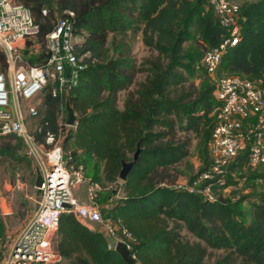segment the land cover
<instances>
[{"label": "trees", "instance_id": "trees-1", "mask_svg": "<svg viewBox=\"0 0 264 264\" xmlns=\"http://www.w3.org/2000/svg\"><path fill=\"white\" fill-rule=\"evenodd\" d=\"M18 1L30 11L37 26L34 41L42 46L57 19L73 12V32L81 41L76 51L89 53L77 85L64 99L51 97L49 87L43 91L42 126L47 122L57 132L66 102L75 112V131L65 129V116L61 120L62 147L71 163L84 169L87 161H98L103 179L118 183L121 164L131 161L140 148L135 165L117 186L122 195L111 201L115 194L110 192L103 203L97 198L109 204L101 211L102 219L136 263L204 264L207 250H213L222 252L213 264H264V190L250 202L251 221L245 224L235 220L237 204L228 202L225 194L206 202L161 186L177 182L175 166L188 158L191 135L205 136L201 154L207 161L188 179L210 164L208 145L218 105L214 85L206 79L195 84L194 64L201 65L204 48L219 46L226 30L207 0ZM237 12L241 37L222 56L219 68L223 76L260 79L264 89V0L240 1ZM138 34L143 46L158 55L140 69L122 51L124 44H115L118 38ZM198 35L204 47L197 44ZM6 69L0 52V73ZM139 73L145 77L136 83ZM122 92L126 95L119 108ZM247 153L227 166V187L233 183L229 170L245 163ZM0 157L28 161L22 141L14 135L0 137ZM253 170L254 178L264 181V166ZM182 231L194 241L185 239ZM56 236V250L66 264H126L102 233L89 230L71 213L60 215Z\"/></svg>", "mask_w": 264, "mask_h": 264}, {"label": "built area", "instance_id": "built-area-1", "mask_svg": "<svg viewBox=\"0 0 264 264\" xmlns=\"http://www.w3.org/2000/svg\"><path fill=\"white\" fill-rule=\"evenodd\" d=\"M226 37L213 49H203L201 66L208 76L217 74L221 58L241 37L238 6L231 0H207ZM46 12L43 11V14ZM73 12L58 18L43 46L34 41L37 32L30 11L18 0H0V52L7 69L0 73V137L14 135L24 147L27 158L41 177L38 203L33 213L17 230L11 245L0 249V264H62L56 250L57 228L62 213H71L89 230L102 233L111 248L120 241L115 231L104 222L101 211L109 204L97 201L98 185L83 176V167L71 163L62 147V117L57 132L47 122L41 125L43 91L50 88L53 98L64 99L77 85L89 53L79 55L80 39L74 35ZM31 44L28 45V42ZM42 48L44 52L42 53ZM35 58L40 59L37 64ZM260 79L252 82L238 75L223 76L214 82L217 103L216 123L209 142L210 164L193 179L161 184L176 191L196 195L214 202L227 189V166L248 149L246 163L251 169L264 166V89ZM65 129L75 131L64 124ZM80 184L86 185V200L72 194ZM23 183L16 179L12 192H19ZM118 198V197H117ZM69 206L68 209L63 206ZM11 214L9 198L0 196V215ZM125 233V232H124ZM127 238L129 234L125 233ZM111 240H115L112 243Z\"/></svg>", "mask_w": 264, "mask_h": 264}, {"label": "rangeland", "instance_id": "rangeland-1", "mask_svg": "<svg viewBox=\"0 0 264 264\" xmlns=\"http://www.w3.org/2000/svg\"><path fill=\"white\" fill-rule=\"evenodd\" d=\"M240 1L243 0H231V3L234 6H238ZM197 38V44L200 47H204V42L199 35ZM119 43L124 44L122 51L125 52V55H128L136 61L138 69L146 68L149 63L158 59L156 52L143 46L140 34L134 38L126 37L125 39H116L115 44L117 45ZM194 69V82L196 85H201L205 79L208 80L210 84L214 85L217 78L225 75L224 70L219 68L215 76H208L199 63L194 64ZM144 77V73L137 74L136 83L143 82ZM134 87L135 86H132L130 90ZM125 95L126 92H122L118 96L119 108H122ZM41 115H43V111ZM191 138L192 142L188 158L175 166L177 181L187 180L189 177L196 175L205 166L207 161V158L201 154L205 143V136L202 134L199 136L191 135ZM254 172L255 171L251 169L246 162H241L237 164L235 169L229 170V176L233 183L229 184L224 194L228 202L237 204L239 214L234 217L239 223L247 224L251 221L252 209L250 202L257 199L261 190H264V181L255 179ZM83 176L85 179L89 180L91 184L98 185L97 198L101 203L105 201L106 195L110 192L115 194V196L108 198L111 201L118 199L117 197L122 195L117 188L118 184L122 181L119 180L118 183H107L103 179L102 166L98 161H87L83 170ZM16 179H20L23 183L22 189L19 192H12V187ZM86 193L85 184H80L75 189H72V194L80 201L86 200ZM0 196L9 198V206L11 209V214L8 216L0 215V225L2 227L0 228V249H2L3 245H11L15 239L17 230L37 207L39 197L34 188V170L29 159L27 162L23 161L18 163L0 157ZM182 235L185 239L194 241V238L185 231H182ZM111 241L112 243L115 242V240ZM221 255V251L207 250L204 264H213ZM62 264L66 263L63 262Z\"/></svg>", "mask_w": 264, "mask_h": 264}, {"label": "water", "instance_id": "water-1", "mask_svg": "<svg viewBox=\"0 0 264 264\" xmlns=\"http://www.w3.org/2000/svg\"><path fill=\"white\" fill-rule=\"evenodd\" d=\"M65 111H66L65 124L67 126H73L76 123V115H75L74 110L72 109V107L70 106L68 102L65 103ZM139 154H140V148L137 147L135 153L133 154L131 161L123 162L121 164V170L118 175V179L120 181L123 182L126 179L127 175L129 174V172L135 165L139 157ZM40 184H41V177H40L39 172L36 171L34 187L36 188L40 187ZM63 207L66 209L69 208V206L67 205H64ZM114 250L121 256V258L125 261L126 264H137L133 254L123 242H117L114 247Z\"/></svg>", "mask_w": 264, "mask_h": 264}, {"label": "crops", "instance_id": "crops-1", "mask_svg": "<svg viewBox=\"0 0 264 264\" xmlns=\"http://www.w3.org/2000/svg\"><path fill=\"white\" fill-rule=\"evenodd\" d=\"M208 148H209V145H208Z\"/></svg>", "mask_w": 264, "mask_h": 264}]
</instances>
